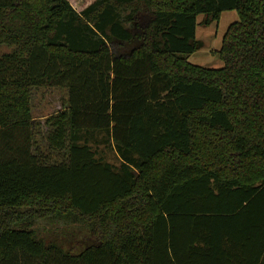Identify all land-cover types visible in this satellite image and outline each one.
I'll return each mask as SVG.
<instances>
[{"label":"trees","instance_id":"obj_1","mask_svg":"<svg viewBox=\"0 0 264 264\" xmlns=\"http://www.w3.org/2000/svg\"><path fill=\"white\" fill-rule=\"evenodd\" d=\"M75 1L0 0V264H264V0Z\"/></svg>","mask_w":264,"mask_h":264},{"label":"rangeland","instance_id":"obj_2","mask_svg":"<svg viewBox=\"0 0 264 264\" xmlns=\"http://www.w3.org/2000/svg\"><path fill=\"white\" fill-rule=\"evenodd\" d=\"M84 0H78L73 2L74 6L78 8L83 4ZM203 16H199L196 30V39L198 42V50L188 57V61L209 68H221L223 67V61L220 59L218 52L222 47V42L225 33L227 32L229 26L240 20V16L238 11L229 10L224 11L221 14V18L219 21L214 22L210 26H203L200 22L203 20ZM67 100V92L60 88H36L34 90V95L32 97L33 109L32 113L36 119L37 124H39V128L37 129L36 140L38 144H40L43 152H49L48 149V135L50 133L51 127L46 125V120L48 117L55 116L61 110L65 109V102ZM52 156V153H50ZM54 154L52 158L54 159ZM108 157L112 162L116 161L114 153H108ZM45 225V226H44ZM40 228H44L46 226L45 223H38ZM64 226V225H63ZM60 226L59 228L63 230V232L68 235L69 233L77 232V227H80L78 224L76 226L65 228ZM52 231L53 227L49 226L48 228ZM41 230V229H40ZM44 233V232H43ZM41 233V235L43 234ZM48 236V235H46ZM79 234H77L74 239L78 238Z\"/></svg>","mask_w":264,"mask_h":264},{"label":"water","instance_id":"obj_3","mask_svg":"<svg viewBox=\"0 0 264 264\" xmlns=\"http://www.w3.org/2000/svg\"><path fill=\"white\" fill-rule=\"evenodd\" d=\"M199 48V47H198Z\"/></svg>","mask_w":264,"mask_h":264}]
</instances>
